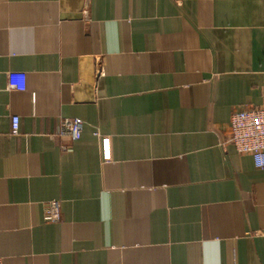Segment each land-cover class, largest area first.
Returning <instances> with one entry per match:
<instances>
[{"label":"crops","instance_id":"1","mask_svg":"<svg viewBox=\"0 0 264 264\" xmlns=\"http://www.w3.org/2000/svg\"><path fill=\"white\" fill-rule=\"evenodd\" d=\"M263 104L264 0H0L4 264H264Z\"/></svg>","mask_w":264,"mask_h":264},{"label":"built area","instance_id":"2","mask_svg":"<svg viewBox=\"0 0 264 264\" xmlns=\"http://www.w3.org/2000/svg\"><path fill=\"white\" fill-rule=\"evenodd\" d=\"M26 75L23 72L9 71L7 83L10 90H25ZM20 120L12 117V134L19 133ZM230 136L224 145H233L241 154H250L257 167L264 168V104L241 108L233 112L230 122ZM83 121L78 118H61L58 133L61 137L77 140L81 137ZM61 219V204L58 200L50 201L45 206L44 220L56 222ZM0 264H4L0 256Z\"/></svg>","mask_w":264,"mask_h":264}]
</instances>
